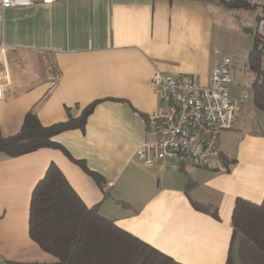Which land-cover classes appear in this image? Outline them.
Listing matches in <instances>:
<instances>
[{
  "label": "crops",
  "instance_id": "0c3cea01",
  "mask_svg": "<svg viewBox=\"0 0 264 264\" xmlns=\"http://www.w3.org/2000/svg\"><path fill=\"white\" fill-rule=\"evenodd\" d=\"M261 15L264 4L232 8L220 0H55L4 9L12 86L0 103V137L18 133L31 111L49 126L97 102L84 130H66L54 141L102 175L105 188L60 149L0 153V264L58 262L29 234L32 192L51 163L87 206L98 205L177 262L226 264L231 252L241 264L232 215L238 197L264 200V112L250 98L240 103L208 167L176 160L148 166L136 150L153 138L151 114L168 105L154 74L208 85L226 56L219 41L225 17L254 32ZM193 201L211 205L219 218Z\"/></svg>",
  "mask_w": 264,
  "mask_h": 264
},
{
  "label": "trees",
  "instance_id": "16d2710c",
  "mask_svg": "<svg viewBox=\"0 0 264 264\" xmlns=\"http://www.w3.org/2000/svg\"><path fill=\"white\" fill-rule=\"evenodd\" d=\"M220 1L232 8L251 6L243 0ZM254 34L247 61L248 69L255 75L251 100L255 108L264 112V45L255 30ZM96 103L88 105L78 117L49 126L42 125L34 111L29 112L18 133L0 137V153L16 157L40 148L60 149L104 189L102 175L92 171L85 161L74 159L64 146L54 141L57 134L66 130H84ZM193 205L219 218L218 210L211 205L194 201ZM232 226V245L237 246L241 264H264V200L255 203L238 197ZM29 234L44 251L58 259L56 264H182L103 216L98 205L87 206L55 163L50 164L33 189ZM226 264H234L231 252Z\"/></svg>",
  "mask_w": 264,
  "mask_h": 264
},
{
  "label": "built area",
  "instance_id": "2783aa9c",
  "mask_svg": "<svg viewBox=\"0 0 264 264\" xmlns=\"http://www.w3.org/2000/svg\"><path fill=\"white\" fill-rule=\"evenodd\" d=\"M54 1L0 0V103L12 86L7 56L9 47L1 36L3 10ZM243 1L254 7L264 4V0ZM255 31L264 45V15L260 16ZM231 65V57H223L213 69L208 85L160 71L154 74L157 94L168 100V105L151 114L153 138L136 150L137 157L145 165L176 160L177 165L193 163L208 167L219 157L222 131L233 127L239 104L249 99L248 93L241 97L231 94Z\"/></svg>",
  "mask_w": 264,
  "mask_h": 264
},
{
  "label": "rangeland",
  "instance_id": "374dc122",
  "mask_svg": "<svg viewBox=\"0 0 264 264\" xmlns=\"http://www.w3.org/2000/svg\"><path fill=\"white\" fill-rule=\"evenodd\" d=\"M221 27L219 41L223 55L230 56L231 65V86L232 94L238 93L240 97L243 93H248L251 97V84L255 78L253 72L248 69L247 61L249 52L254 45L255 34L252 29H239L237 21L225 17ZM225 57V56H224Z\"/></svg>",
  "mask_w": 264,
  "mask_h": 264
}]
</instances>
